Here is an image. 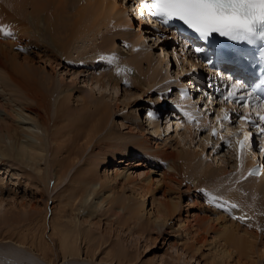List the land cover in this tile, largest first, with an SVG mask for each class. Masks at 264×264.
<instances>
[{"label": "bare ground", "instance_id": "1", "mask_svg": "<svg viewBox=\"0 0 264 264\" xmlns=\"http://www.w3.org/2000/svg\"><path fill=\"white\" fill-rule=\"evenodd\" d=\"M119 1L121 0H0V29L12 33L11 36H6L4 31H0V87L3 88L0 91V97L7 94L14 97L15 102L0 101V109H2L0 115L2 111L17 117L26 115L33 121L35 127L43 130V134L40 132L36 133L37 135L32 134L40 140L39 142H23L22 134L27 132L24 129H21V132L17 130L15 126L17 117L8 121L9 124L4 128L0 125L1 163L12 160L21 164L25 171H31L35 180L42 184V193L51 192V187L58 186L57 181L62 184L68 178L62 190L67 193L65 204L80 213L90 198L95 196L99 198L100 203L94 207L99 209L105 204L107 206L105 212L113 213L112 220L132 229L141 227L143 231H146L143 228L146 224L144 218L146 214L152 213V210L154 214L152 224L159 234H163L165 228L173 223L169 221L177 219L181 225L178 228L179 236L181 234L186 236L188 232L193 236V240L190 237L184 242L187 252L205 256L202 248L208 243L213 245L215 251L210 256L211 264H256L257 261H254L256 259L262 262L264 260V175L260 178H246L243 175L244 171L240 168L233 181L229 183L230 188L228 190L225 188L226 191L223 189L224 192L221 193L223 199H210V194L208 195L211 203L209 208L215 216L211 217V214L204 213L195 224H192L188 222L189 217L186 220L182 217L179 198L176 199L178 201H158L155 204L157 201L155 182L150 178V174L144 178L145 182L137 183L133 181L130 173L122 174L123 172L119 173L117 169L114 175L108 174L104 177L96 173L103 160L111 154L114 157L123 155L124 158L133 154L144 155L147 159L155 160L156 163L163 161L173 169L170 170L172 174L168 172L170 168L167 170L168 173H164L166 175L164 179L180 184L183 181H189V187H193L194 190L207 187L216 192L214 190L218 189L217 186L221 180L223 183L228 181L233 171L238 168L236 162L232 164L234 159L236 161L233 144L223 140L226 136L225 131H221L214 138L208 130L205 137L201 135L198 138L195 132L201 129L204 132L206 130L204 125L196 127L191 123H179L184 126V133L188 134L189 140L191 139L190 146H187L188 143L185 142L181 149L168 150L159 143L154 142L153 145L151 138L145 134L143 122L131 120L133 125L126 126L129 131L126 134L123 131L118 132L114 121L111 122L115 108L119 110L121 104L127 106V103H117V100L115 103L108 101L103 94L97 97L95 88L89 86L90 90L87 92L81 88L83 94L77 98V104L72 105L71 99L76 91V88L72 86L77 85L78 81L74 79L73 82L67 83L64 78V81L58 82L60 74L54 75L47 66L40 64L44 62L46 65L55 63L62 65V60H65L68 65L82 67L79 70L81 74L88 72L91 68L81 66L83 63L97 61L99 57L106 54L113 55L111 53L116 48L112 46V39L106 40L107 33L103 35L100 44H93L91 41L78 46L76 43L80 39L87 40L98 36L99 32L108 28L110 24L116 26L114 31L128 33V21L121 23L123 21L121 15L125 12L121 11ZM123 1H126L128 5L131 0ZM172 33L173 35L169 38L173 37L176 41H173L171 54L174 53L175 61H179L181 57L183 59L177 74L185 73L188 69L182 63L185 61L188 64L191 63V52L185 51L180 38L174 32ZM132 35V41L135 44L141 40L142 35L139 32H133ZM176 43H181L180 47H177ZM90 45H93V48ZM88 46L91 47L90 50L86 48ZM164 50L166 49L162 48V54H167L170 49L166 52ZM74 51L78 52L77 58H74ZM181 53L184 56H181ZM170 56L172 58V55ZM152 58L148 52H139L135 58H129L125 62L134 66L135 69H142L143 61L148 60L150 64ZM162 62L158 61L157 67L152 70L151 78L148 80L152 81V84L158 83L160 79ZM120 63L119 67H115L112 71L107 67L108 76L91 77L92 85L97 84L95 87L99 90H106L110 86L117 92L123 77L127 78V73H123ZM93 68L96 69V67ZM180 81L179 78L177 83ZM137 82H141L139 76ZM141 86L144 87L142 84ZM125 97L128 98V95ZM191 97L186 98L183 103L180 98H177L181 104H184L183 107L187 112L193 111ZM261 113L264 114V111ZM151 115L153 116V113ZM151 119L149 124L152 123L154 130L159 131V123L154 121L153 117ZM1 120L5 121V118H0ZM196 138L198 139L194 142ZM220 138H222V147L229 148V156L225 154L220 162L217 160L218 157L214 156L215 153L210 155L211 160H207L209 153L205 150L207 147L210 148V143L217 145ZM7 139L10 143H7ZM90 146L92 148L87 152ZM96 148L101 149V152L96 157H92L91 153ZM202 155L207 156V159H204L207 161H203ZM124 158L117 160V163H125ZM248 160V156H243L240 162L242 161L245 165ZM106 171L109 169L106 168L103 173H107ZM53 176L56 182L52 181ZM119 180H125L127 184L134 182L138 185L133 184L136 186L135 191L126 194L119 189ZM147 197L152 199L153 205L152 210L149 211L146 207ZM225 202L224 208L217 206L218 203ZM230 205L236 207L231 208ZM76 217L64 221L60 216H57L55 220L50 216L47 220L45 215L43 225H46V228L39 226L36 221L38 217L29 218L23 225L8 229L6 237L11 241L17 238L19 244L23 245L30 254L32 253V257L42 259L44 264H58L57 260L60 258L63 259L62 264H79L81 261L78 259L82 253L86 255V258L93 260L100 249L108 248L107 244L97 243L92 235L81 230ZM190 240L193 242L190 243ZM80 243H84L83 250ZM120 248H109L99 260L111 264H125L126 257ZM0 255L17 257L19 262L23 257L12 251ZM251 256L257 257L253 259Z\"/></svg>", "mask_w": 264, "mask_h": 264}, {"label": "rangeland", "instance_id": "2", "mask_svg": "<svg viewBox=\"0 0 264 264\" xmlns=\"http://www.w3.org/2000/svg\"><path fill=\"white\" fill-rule=\"evenodd\" d=\"M119 3H121V11L125 12V14L121 15L123 20L121 21V23H125L124 21H128V33L114 31V27L116 26L110 24L108 28L102 29L99 32L98 36L90 37V39L87 40L80 39L78 43H76V45L78 46L83 45L84 43L88 44L91 41L93 44H100L102 42L103 35L107 33L106 40L112 39V46L113 48H116V50H113V53H111L113 55L110 56V54H106L103 57H99L97 61H93L91 63L87 61L86 63H83L81 66H88L91 68L88 72H84L81 74H79V70L82 69V67H78V65H75L74 67L72 65H68V62H66L65 60H62V65H56L55 63L54 65L56 66L46 65L44 62H40V64L47 66L48 70L51 71L54 75L60 74V78L57 79L58 82H60V80L64 81V78L65 82L67 83L73 82L74 79L78 81L77 85L72 86L76 88L74 96L71 99L72 105L77 104V98H80V94H83L81 93V88H83L87 92V90H90L89 86L95 88L97 97L102 96L103 94L108 101H113L115 103L117 100V103H127L129 106H124L123 104H121L119 110H116L117 108H115V114L111 120L112 123L114 121L116 129L118 128V132L123 131L124 134L129 132L126 126L128 124H132L131 120L134 119L138 120L140 123H144L142 126L145 127V134L151 138V140L153 141V145L155 143H159L160 146H163L168 150H177L178 148L181 149L182 147H184L185 142L188 143L186 144L187 146H190L189 143L191 139L189 140L190 137L188 136V134L184 133V126L180 125L179 123L176 125L175 119L173 118L175 114H173L172 116L171 108L174 105V101L176 102L175 105H178L180 101H182L183 103L185 102L186 98L191 97V95H188L189 93L187 94L186 91L181 95L182 98L180 99V101L177 99L174 100L175 98H179L180 95L178 96V92H176V88H178L177 82H171L170 77L173 78V76L176 75V78H178L183 74H177L180 70L178 66L181 61H175L173 58L174 55L171 54V47L172 44L174 45V42H172V44L170 42H162L160 44L159 42L154 43V38L152 40L148 38L150 37V35L146 34L147 30L146 33H144V30L140 27L136 29L135 22L126 13L128 11V5L126 4V1L122 2L121 0L119 1ZM133 32H139L142 35L140 38L141 40L136 44L132 41ZM108 33H112V35H108ZM123 40L125 41L123 42ZM176 44L177 47H180L181 43ZM138 45L139 47H137ZM151 45L154 46V48ZM90 46L93 48V45ZM90 46L86 48L91 49ZM161 46L163 47V49H166L165 52L170 49L167 53L168 56L167 54L161 53ZM148 47L150 50L148 49ZM139 52H148V55H152L153 58L150 64H148V60L143 61L142 69H135L134 66L125 61H128L129 58H135ZM77 53L74 51V58H77ZM170 55H172V58ZM161 56L162 58H164V60L160 58ZM111 58H115V60L113 59L112 61ZM161 59L163 60V62ZM158 61L162 62V66L160 67L161 76L158 83L152 84V81L148 80L151 78L152 70L157 67ZM119 63L120 65L123 64V73H127V78L133 80H128L124 76L121 80L120 85H118L117 87V92L110 86L107 87L106 90H99L97 87H95L97 86V84L92 85L93 77L101 78L102 76H108L109 69L107 67H109L112 71L115 69V67L118 66ZM93 67H96V69H94ZM91 72L92 74H90ZM89 74L91 76H89ZM138 76L141 78L140 83L137 82ZM180 80L181 81L179 82V84L184 83V80ZM143 81H145L146 83ZM150 83L152 85L151 87ZM169 83L172 84L170 85ZM141 84L144 85V87L141 86ZM184 87L186 86L184 85ZM2 90L3 88L0 87V91ZM125 95H128V98L125 97ZM13 99L14 97H10L7 94L6 96L0 97V101L4 103H6L8 100L11 103H15ZM179 104H181V102ZM181 106L183 107L184 104H181ZM140 107H142V109ZM183 108L186 110L185 107ZM16 113L17 112H15V114ZM18 113L22 114L20 112ZM28 113L30 114V112ZM150 113H153V116L148 115ZM151 116L154 118V121H157L159 123V131L154 130L151 125L152 123L149 124V121L153 120L151 119ZM15 117L17 116H14V114H8L2 111L0 118H5V121H0L1 127H6L9 124L8 121L12 120ZM148 118L151 120H149ZM15 126L17 127V130L19 132H21V129H24L27 132L22 134L23 138L21 140L23 142L40 141L33 135L38 132L43 134V130L35 127L33 121L28 116L18 115V117L15 119ZM207 130L208 129L206 128V130L202 132L201 129L200 131L198 130L199 132L196 131L195 133L196 135H198V138L199 136L201 137V135H203L202 137H205V135L208 133ZM198 138L194 139V142H196ZM217 142V145H215L214 143H210V148L207 147L205 151L209 153L208 159L207 156L204 157V155H202L203 161L211 160V156L215 153L216 155L214 156H217V160H220V162L223 160V156L225 154L226 156H229V148L227 146L222 147V138H220ZM229 142L231 143V141ZM7 143H10L9 139H7ZM91 148L92 146L88 148L87 152L90 151ZM99 152H101V149L96 148L92 151L91 156L96 157ZM122 156L123 155H118L117 157H114L112 154L109 155L108 158L106 160H103V162L100 164L96 173L99 176L104 177L108 174L114 175V172H116L117 169V172H123L122 174H124L125 172L130 173L133 181H136L137 183L145 182L144 178L147 177L148 174H150V178L155 182V197L157 198L155 204H157L158 201H178L176 199L179 198L181 202L180 206L182 207L181 215L182 217H184V220L189 217L188 222H191L192 224H195L197 222L196 220H199V218L203 216L204 213L205 215L211 214V217L215 216V214L209 208V206L211 207V203L209 202L210 199H223V196L221 195V193L224 192L223 189L225 190L226 188V190H228L230 188L229 185L231 184L229 183L233 181L234 176L239 172L238 170L233 171L234 173H232V176L228 181H224V183L221 180L220 184L217 186L218 189L214 190L216 192H213L211 188L208 189L207 187L194 190L193 187H189V181H183L180 184L174 181L171 182L166 178L165 180L164 176L166 175H164V173H166L170 167L168 164L163 163V161H160V163H156L155 160H150L147 159L144 155L140 156L137 154L129 155L127 158H124ZM1 158L2 156L0 155V160ZM121 158H124L123 160H125L126 162L121 164L117 163V160ZM235 162L238 166V162L237 160L235 161V159L232 164H234ZM20 165L21 164L13 162L12 160H6L3 163H1L0 161V188H2V191H0V254H3L4 252L10 253L12 251V253L16 252L22 255L24 258L21 256L22 260L19 262L17 261V257H13L11 255H0V264H44L42 259L32 257V253L30 254V252L26 251V248H24L23 245L19 244L17 238L11 241V239L7 238L6 236L8 233V229H12V227L16 225H23V223L28 222L27 219H31L33 217H38V220L36 219V221L38 222L39 226H41L42 228H46V225H43V217H45V215H47V220H49L50 216H52L54 220L57 219V216H60V218L64 221L72 220L74 216H77L76 218L78 220V223L80 224L81 230L92 235L97 243L101 242L107 244L108 248L100 249L93 260L90 258H86V255L82 253L80 258L78 259L81 261L79 264H111L110 262H103L99 259L102 255H105L106 251H108L109 248L115 249V247H121L120 249L122 251V254L126 257L125 264H211L210 256H212L215 251L213 245H209L208 243L206 247L202 248V251L204 252V254H206L205 256L200 254L193 255L187 252L185 250L186 248L184 247V242H186L187 239H190V237H192L193 240V236L190 235L189 232L186 236H183L182 234L179 236L180 231L178 230V228L181 227V225L177 219L169 221V223H173L169 225V227L165 228L166 230L162 232L163 234H159L158 230L154 229V226L152 224V218L154 215L152 210L153 205L151 204L152 199H150L149 197H147L148 203H146V207L147 211L151 209L152 213L145 215L144 220L146 221V224L143 225V228L146 231H143L141 227L132 229L124 225H120L115 222V220H112L113 213L105 212V209H107V206H105V204L104 207H101L99 209L94 207L95 205H98L100 203L98 197L92 196L81 213L78 210L74 211L72 208H70V206H66L65 195L67 193L62 192V190L64 189L63 185L68 181V178H66L62 184L59 183L60 181H57L58 186L55 188L51 187V192L42 193V184L40 185L37 182L38 180H35L31 171H25V168ZM106 168H108L109 171H106L107 173H103ZM170 170L173 169L170 168L168 170V172H171L172 174V171ZM28 174L31 177H29ZM53 180L54 182H56L55 176H53L52 181ZM118 184L120 187L119 189L125 191L126 194H130L135 191L136 186L134 185H138L134 182V185L127 184L125 180H119ZM48 231L49 230H47V232ZM192 240H190V243L193 242ZM80 247L81 250H83L84 243H80ZM209 247L212 248L210 249ZM256 257L257 256H254L252 258L254 259ZM254 261H257L256 264H264V260L262 262H259L258 259ZM57 262L58 264H62L63 259L60 258L59 260H57ZM232 262L234 263L235 261Z\"/></svg>", "mask_w": 264, "mask_h": 264}, {"label": "snow or ice", "instance_id": "3", "mask_svg": "<svg viewBox=\"0 0 264 264\" xmlns=\"http://www.w3.org/2000/svg\"><path fill=\"white\" fill-rule=\"evenodd\" d=\"M141 2L143 3L144 0ZM144 7L148 10V15L158 18L162 24H168L173 20L180 21L205 40L215 33L233 41H244L248 44L260 43L264 46V0H151V3H145ZM0 31H4V29H0ZM4 34L12 35L11 31H4ZM194 51L202 53L205 49L197 47ZM262 86H264V79H261L256 88ZM232 88L233 90L242 89L244 85L233 84ZM255 91L256 89H253V92L248 93V96L251 97ZM225 100L239 102L245 100V97H236L233 91L225 96ZM256 100L264 103V98L260 96H256ZM244 106H247L246 102ZM223 119H229L227 112ZM239 119L259 127L261 133H264V115H259V123L243 115ZM213 135H216L215 129ZM238 143L243 149L244 142L238 141ZM225 205L226 202L217 204L221 208H224ZM229 207L236 206L230 205Z\"/></svg>", "mask_w": 264, "mask_h": 264}]
</instances>
